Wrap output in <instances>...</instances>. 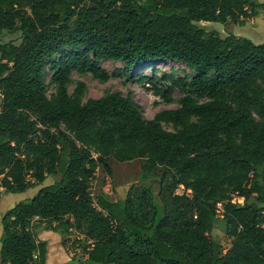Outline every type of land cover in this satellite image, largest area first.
<instances>
[{
	"label": "trees",
	"instance_id": "16d2710c",
	"mask_svg": "<svg viewBox=\"0 0 264 264\" xmlns=\"http://www.w3.org/2000/svg\"><path fill=\"white\" fill-rule=\"evenodd\" d=\"M256 17L264 0H0V35L19 38L0 43V196L55 178L2 216L0 264H45L34 222L82 236L86 264H264V43L198 25ZM166 62L193 75L140 76L181 95L152 119L130 92L67 90L73 71L105 83ZM136 160L157 191L111 199L105 178ZM218 209L225 252L208 237Z\"/></svg>",
	"mask_w": 264,
	"mask_h": 264
},
{
	"label": "rangeland",
	"instance_id": "374dc122",
	"mask_svg": "<svg viewBox=\"0 0 264 264\" xmlns=\"http://www.w3.org/2000/svg\"><path fill=\"white\" fill-rule=\"evenodd\" d=\"M198 25L204 27L208 31L216 32L219 36L225 37L227 35H235L250 40L254 44L264 43V21L261 17L250 18L246 20L243 26H240L231 21L226 23H204L200 22ZM12 42L14 44L19 43L18 34H11L9 32H3L0 35V43ZM100 66L104 68L108 73H111L114 69H122L123 66L120 62L106 61L101 62ZM163 73L173 75L175 77H190L193 73L188 70L183 64L176 62L156 63L148 64L131 72V78L125 80L124 77L110 78L107 82L101 83L93 79L90 74L79 75L76 72L71 73V81L67 87L68 93L71 94L76 86L77 82H82L85 85V92L82 97V101H86L89 98H100L105 92H120L122 95H126L128 92L132 94L133 100L140 105L144 118L152 119L153 116L162 111L176 109L178 107L177 101L181 95L174 91L172 93V103L167 104L163 102L159 97L152 94V91L143 86L137 80L140 76H152L156 74L160 77ZM50 75L47 76L49 79ZM53 90L49 87L48 93ZM170 130L169 127H164ZM113 169L112 178H105V185L102 187L103 191L109 194V197L113 200L122 199L125 197L127 190L132 185L149 184L155 191L158 189L157 176L149 175L145 179H142L141 173V161L136 160L128 163L115 164ZM55 181L53 176H48L46 180L34 187L27 190L24 193L19 194H5L0 196V238L2 233L1 218L12 207L20 202L34 197L38 190L44 186L51 185ZM99 183L93 181V188H98ZM114 189V192H112ZM1 190V189H0ZM176 194H182V190L176 191ZM36 236L40 240L47 243V253L45 258V264H86V253L83 249L82 236L75 231L62 233L61 231L53 230L54 223L49 224L47 222H34ZM209 239L220 245V248L225 252L230 246V239L226 234V226L222 220L221 210H217L216 222L212 232L209 234ZM70 245V246H69ZM1 246V243H0Z\"/></svg>",
	"mask_w": 264,
	"mask_h": 264
},
{
	"label": "crops",
	"instance_id": "0c3cea01",
	"mask_svg": "<svg viewBox=\"0 0 264 264\" xmlns=\"http://www.w3.org/2000/svg\"><path fill=\"white\" fill-rule=\"evenodd\" d=\"M37 239L40 240V238L37 236ZM46 258V257H45Z\"/></svg>",
	"mask_w": 264,
	"mask_h": 264
},
{
	"label": "built area",
	"instance_id": "2783aa9c",
	"mask_svg": "<svg viewBox=\"0 0 264 264\" xmlns=\"http://www.w3.org/2000/svg\"><path fill=\"white\" fill-rule=\"evenodd\" d=\"M70 246V245H69ZM33 258L35 259L36 258V256H33Z\"/></svg>",
	"mask_w": 264,
	"mask_h": 264
}]
</instances>
